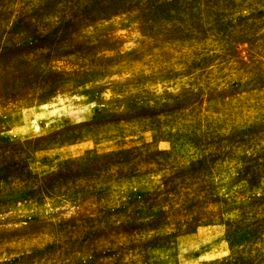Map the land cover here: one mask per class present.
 <instances>
[{
  "label": "rangeland",
  "instance_id": "374dc122",
  "mask_svg": "<svg viewBox=\"0 0 264 264\" xmlns=\"http://www.w3.org/2000/svg\"><path fill=\"white\" fill-rule=\"evenodd\" d=\"M0 264H264V0H0Z\"/></svg>",
  "mask_w": 264,
  "mask_h": 264
}]
</instances>
